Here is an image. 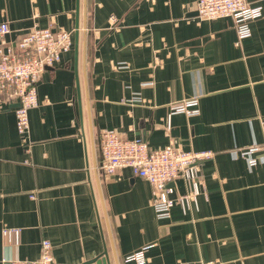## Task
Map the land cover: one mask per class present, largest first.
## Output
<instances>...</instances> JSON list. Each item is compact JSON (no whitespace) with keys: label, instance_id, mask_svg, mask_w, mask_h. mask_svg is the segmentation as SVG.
<instances>
[{"label":"crops","instance_id":"obj_1","mask_svg":"<svg viewBox=\"0 0 264 264\" xmlns=\"http://www.w3.org/2000/svg\"><path fill=\"white\" fill-rule=\"evenodd\" d=\"M197 1L0 0L8 43L33 27L73 33L38 82L30 146L0 98V264L37 260L43 240L52 264H134L142 249L147 264H264V0H248L263 11L243 40L232 18L198 20ZM193 99L197 115L172 114ZM105 131L213 152L197 202L159 219L148 181L101 171ZM254 146L251 167L241 152Z\"/></svg>","mask_w":264,"mask_h":264},{"label":"built area","instance_id":"obj_2","mask_svg":"<svg viewBox=\"0 0 264 264\" xmlns=\"http://www.w3.org/2000/svg\"><path fill=\"white\" fill-rule=\"evenodd\" d=\"M261 6H253L248 0H198L196 18L214 21L232 18L240 40L251 36L250 22L262 15ZM115 23L116 18H112ZM11 32L8 23L0 24V98L10 105L16 116V127L25 145L30 146L29 112L38 106V82L48 67L61 62L73 47V33L52 27H33L14 44L8 43ZM198 100H187L171 105L172 114L197 115ZM16 106V107H14ZM260 147L243 150L251 167L259 158L255 153ZM101 171L105 176L115 175L119 170L130 168L135 176L145 179L153 188L152 207L159 219L171 217L177 204L183 208L197 202L200 194L198 180L201 165L213 157V152L185 151L174 146L152 150L141 138L130 139L117 132L105 131L101 135ZM183 179L192 184V189L180 194L175 182ZM142 249L126 258L134 264H147ZM53 246L43 240L41 255L37 260L8 258L4 264H52Z\"/></svg>","mask_w":264,"mask_h":264},{"label":"water","instance_id":"obj_3","mask_svg":"<svg viewBox=\"0 0 264 264\" xmlns=\"http://www.w3.org/2000/svg\"><path fill=\"white\" fill-rule=\"evenodd\" d=\"M14 107H16V106H14ZM86 264H107V262L105 259L102 258L101 260H99V259L92 260Z\"/></svg>","mask_w":264,"mask_h":264}]
</instances>
